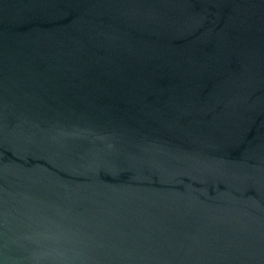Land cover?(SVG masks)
<instances>
[{"label":"water","instance_id":"1","mask_svg":"<svg viewBox=\"0 0 264 264\" xmlns=\"http://www.w3.org/2000/svg\"><path fill=\"white\" fill-rule=\"evenodd\" d=\"M0 264H264V0H0Z\"/></svg>","mask_w":264,"mask_h":264}]
</instances>
